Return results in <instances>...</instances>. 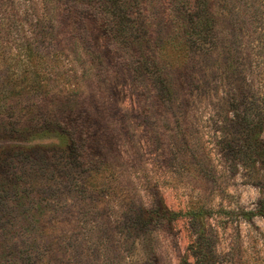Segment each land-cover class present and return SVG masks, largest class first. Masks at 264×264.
Masks as SVG:
<instances>
[{
    "label": "rangeland",
    "instance_id": "obj_1",
    "mask_svg": "<svg viewBox=\"0 0 264 264\" xmlns=\"http://www.w3.org/2000/svg\"><path fill=\"white\" fill-rule=\"evenodd\" d=\"M82 1L89 35L80 40L73 28L66 31L68 40L49 58L55 95L40 112L68 119L85 136L82 163L40 173L36 184L28 180L30 195L46 204L24 216L31 231L18 227L10 239L0 236V264H199L193 249L198 232L209 264H264V217H237L239 208L254 209L263 196L264 167L234 163V149L242 145L238 117L251 105L264 114V0L252 23L218 18L215 47L208 39L205 53L188 58L179 45L166 46L160 73L154 68L164 87L126 59V53L138 58L145 46L128 39L118 49L102 12L146 9L151 29L177 37L170 0ZM0 5L28 21L44 8L43 0ZM70 145L54 138L0 141V160L17 146L52 155ZM9 162L8 169L18 171L17 160ZM5 203L11 217L23 218L25 201L21 207L13 199ZM163 206L180 215L161 226L152 212ZM188 210L206 215L194 223Z\"/></svg>",
    "mask_w": 264,
    "mask_h": 264
},
{
    "label": "trees",
    "instance_id": "obj_2",
    "mask_svg": "<svg viewBox=\"0 0 264 264\" xmlns=\"http://www.w3.org/2000/svg\"><path fill=\"white\" fill-rule=\"evenodd\" d=\"M167 3L168 11L173 18L172 23L173 25L177 23L179 33L177 37L169 36L168 32L160 37V32L156 33L151 29L154 25L151 21L153 16L146 9L143 11L139 8L134 14H126L124 11L116 14L109 9L102 12L109 26L107 33L115 39L118 49H123V43L128 39L134 44L145 46L138 58L126 53V59L130 58L134 62L138 73L152 72L156 87L165 85L161 80H157L154 68L160 73L159 61H163L160 57L166 46L179 45L187 52L188 58L193 51L205 53L206 50H211L207 47L208 39L213 40L212 47H215L217 37H213L212 32L217 19L222 18V15H226L231 22L248 24L252 23L263 10L261 0H170ZM43 4L42 15L30 21L20 20L18 10L14 7L8 13L4 12L5 10L0 11V141L23 144L38 139L54 138L59 141L67 140L71 145L58 153H53L54 157L39 152L33 153L22 146L14 147L11 154L5 156V160L2 157L0 215H4L5 218L0 216V236L4 239H10L12 235L17 234L18 227L31 231L32 221L25 219L24 216L28 217L27 214L32 210L43 209L46 204L41 198L37 199L36 196L30 195L26 189L28 185L33 184V181L36 184L39 174L45 171L55 168L69 171L71 167H79L82 162L77 161L83 156L85 145V136L71 121L58 118L54 114L40 115V112L46 102L55 95L50 85L52 67L49 58L60 51L64 40H68L67 30L73 28V36L81 37L80 40L89 35L82 25L88 8L84 7L86 4L82 0H62L61 6L57 0H43ZM117 17H121V20L117 21ZM133 32H136V36L132 37ZM93 51L104 67L102 50H96L95 47ZM148 55L151 57L150 61L146 60ZM255 109L253 105L246 108L236 121L240 127L242 145L241 148L234 149V163H240L249 170L256 164L264 167V137L261 136L264 131V114ZM12 159L20 164L16 172L8 169L12 166L9 162ZM29 179L31 183L28 182ZM11 199L18 201L20 207L25 201L26 209L20 210L23 218L16 220L5 210L8 209L5 202ZM152 214L153 222L161 226L169 225L180 215L179 212L164 206L157 207ZM237 214V217L246 221L256 216L264 217V194L256 208L249 210L239 208ZM185 215L196 223L198 218L206 215V212L188 210ZM202 238L201 232H198L193 245L194 256L199 264H209L206 249L201 243Z\"/></svg>",
    "mask_w": 264,
    "mask_h": 264
}]
</instances>
